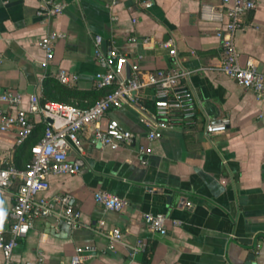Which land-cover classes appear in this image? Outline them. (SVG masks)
Masks as SVG:
<instances>
[{
	"label": "crops",
	"instance_id": "1",
	"mask_svg": "<svg viewBox=\"0 0 264 264\" xmlns=\"http://www.w3.org/2000/svg\"><path fill=\"white\" fill-rule=\"evenodd\" d=\"M58 1L64 2V11L46 17L37 13L43 0H0V96L7 89L20 91L23 109L31 94L80 107L94 104L106 92L96 86L102 67L94 55V37L101 34L105 48L115 46L146 70L178 62L196 69L190 85L200 99L198 120L152 142L148 163H142L135 146L102 147L90 131L83 132L81 172L49 175V193L72 194L82 225L74 229L53 217L36 219L19 239L10 264L41 257L46 264H71L76 255L77 264H264V251H255L264 237V101L220 70L218 33L228 19L221 0ZM258 1L243 15L235 42L243 58L252 55L264 68V0ZM51 31L66 36L56 40L54 59L45 65L39 41ZM132 36L150 42L133 43ZM166 40L176 44L177 60L161 46ZM60 69L76 80L62 83ZM0 107L7 105L0 100ZM107 116L144 140L146 127L135 109ZM224 119L226 131L207 132V123ZM36 121L34 134L22 145L16 143L15 130H0V160L29 166L31 145L44 131ZM17 189L18 181L0 187V230L5 232ZM99 190L128 202L120 211L107 210L95 200ZM145 213L164 214L168 232L152 230ZM100 220L105 229H122L125 242L144 239L145 247L132 255L123 242L110 246ZM0 264H6L1 249Z\"/></svg>",
	"mask_w": 264,
	"mask_h": 264
},
{
	"label": "built area",
	"instance_id": "2",
	"mask_svg": "<svg viewBox=\"0 0 264 264\" xmlns=\"http://www.w3.org/2000/svg\"><path fill=\"white\" fill-rule=\"evenodd\" d=\"M258 0H221L227 21L218 35L222 39L223 58L220 70L243 87L254 91L256 97L264 101V68L257 59L248 55L242 57L236 46L235 36L241 27L242 17L258 7ZM147 5H151L150 2ZM65 9L64 2L43 0L37 13L54 17ZM66 33L51 31L40 38L45 51V65L55 56V43ZM133 43H149L148 37H130ZM101 34L94 37V55L102 67L96 76V86L106 92L88 107H80L61 101H42L37 94L29 96L28 108H20L24 94L14 89L4 91L0 100L7 105L0 107V130H15L16 143L24 144L36 130V117L44 124L41 137L31 145V161L28 167L19 168L15 164L0 160V187H7L18 181L14 203L10 211L11 224L7 232L0 230V249L6 264L12 262L13 251L21 237H25L38 218L53 217L63 221L70 228L82 225L81 210L70 193H49V175L78 174L81 172L86 148L80 135L90 131L102 147L119 149L135 146L142 163H148L153 152L151 143L164 137L166 131L178 126L197 122L200 99L190 80L196 69L177 63L165 69L146 70L140 63L115 46L104 47ZM161 46L178 59V49L172 40ZM57 77L62 83L76 80L67 70L60 69ZM125 107L135 109L145 127V138L138 141L140 133L126 127L117 118L107 116L113 110ZM16 109V112L13 111ZM33 115L35 118H32ZM227 119L209 122V133L226 131ZM95 200L105 209L120 211L127 199L104 190L95 193ZM144 219L155 232L165 234L168 229L165 215L145 213ZM105 221H99L100 231L108 238L110 246L125 243L132 255L141 252L146 245L144 239L134 243L125 242L124 232L119 227L105 229ZM81 249H78L80 252ZM255 251H264V237L256 244ZM78 263L74 256L71 264ZM17 264H46L43 257L37 261H23Z\"/></svg>",
	"mask_w": 264,
	"mask_h": 264
},
{
	"label": "trees",
	"instance_id": "3",
	"mask_svg": "<svg viewBox=\"0 0 264 264\" xmlns=\"http://www.w3.org/2000/svg\"><path fill=\"white\" fill-rule=\"evenodd\" d=\"M61 89H63V88H61ZM65 92H66V90H65ZM42 101H47V100L42 99ZM41 126H42V125H41Z\"/></svg>",
	"mask_w": 264,
	"mask_h": 264
}]
</instances>
